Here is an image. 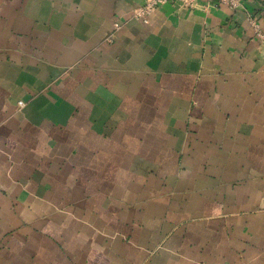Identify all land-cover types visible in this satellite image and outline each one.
Here are the masks:
<instances>
[{"label": "crops", "instance_id": "obj_1", "mask_svg": "<svg viewBox=\"0 0 264 264\" xmlns=\"http://www.w3.org/2000/svg\"><path fill=\"white\" fill-rule=\"evenodd\" d=\"M0 0V264H264V0Z\"/></svg>", "mask_w": 264, "mask_h": 264}, {"label": "built area", "instance_id": "obj_2", "mask_svg": "<svg viewBox=\"0 0 264 264\" xmlns=\"http://www.w3.org/2000/svg\"><path fill=\"white\" fill-rule=\"evenodd\" d=\"M200 3H204L205 6L212 5L217 8L225 7L233 11L244 9V0H146L144 5L134 12L133 17L147 22L146 17L159 6L171 4L193 11L200 6ZM246 19L254 32V38L264 43V33L261 31L256 18L246 13Z\"/></svg>", "mask_w": 264, "mask_h": 264}]
</instances>
